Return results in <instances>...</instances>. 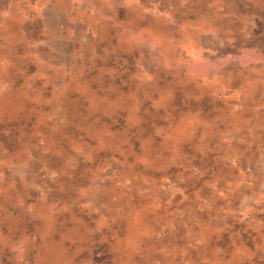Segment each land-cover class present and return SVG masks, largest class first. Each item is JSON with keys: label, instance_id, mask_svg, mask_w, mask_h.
<instances>
[{"label": "rangeland", "instance_id": "1", "mask_svg": "<svg viewBox=\"0 0 264 264\" xmlns=\"http://www.w3.org/2000/svg\"><path fill=\"white\" fill-rule=\"evenodd\" d=\"M22 1L0 264H264V0Z\"/></svg>", "mask_w": 264, "mask_h": 264}, {"label": "crops", "instance_id": "2", "mask_svg": "<svg viewBox=\"0 0 264 264\" xmlns=\"http://www.w3.org/2000/svg\"><path fill=\"white\" fill-rule=\"evenodd\" d=\"M27 2L28 0H24ZM32 3L41 2L43 0H29ZM22 0H0V26L6 20H18L22 9Z\"/></svg>", "mask_w": 264, "mask_h": 264}]
</instances>
